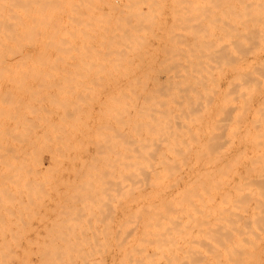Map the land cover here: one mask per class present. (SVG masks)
I'll use <instances>...</instances> for the list:
<instances>
[{"label": "rangeland", "instance_id": "obj_1", "mask_svg": "<svg viewBox=\"0 0 264 264\" xmlns=\"http://www.w3.org/2000/svg\"><path fill=\"white\" fill-rule=\"evenodd\" d=\"M3 1H5V0H3ZM6 1H11V0H6ZM20 1H24V0H20ZM28 1H30V0H28ZM44 1L46 2L45 4L39 3L40 7L41 6H43V7H45V6L51 7L52 6L53 7L55 5V3H57V4L59 3V0H58V2H57V0H53V1L48 0V2L46 0H44ZM50 1L54 5L51 4ZM54 1H56V2H54ZM73 1H75V0H73ZM73 1L71 0V3L69 4L67 2V0H63V3L61 0L60 4H63L64 6H66V8L67 7L78 8L79 5H81L79 7L80 9L81 8L83 9V7H84V4L81 3L82 1L87 2L89 5L91 3L90 8H92V6L95 4V6H93V7H95V9H98V7L103 6L102 3L105 6V7L103 6V9H107L106 6H108V5L106 3L108 1H109L108 2L109 6L113 5V2H116V1H117L116 3L118 4V0H114V1L112 0L113 2H111V0H105L106 1L105 3H104V0H94V2L99 1L100 3L98 2V4H100V5L94 3L93 0H90V1H92L94 4L92 2H90L89 0H76L77 3H79L78 5H77V3H74ZM261 2H263V1H261ZM0 3H3V2L0 0ZM47 3H50L49 6H47L48 5ZM65 4H69L70 6H67ZM32 5L33 4H29L28 6H32ZM63 5H60V7H58V8L64 7ZM0 6H14V5H12V4H10V5L0 4ZM25 6H27V5H25ZM34 6L36 7L35 4H34ZM114 6H116V5H114ZM86 7L88 8V5ZM164 17L165 18L168 17V20H170V17L168 15H165ZM169 24H171V22H169ZM256 24H259V23L257 21L255 23L252 21H249L247 23V25L238 24L237 27L240 29L239 31L243 36H241L239 38V40H238L239 43L237 42L236 44H232L228 49L224 48L226 46V43L219 44V47L221 46V47H223L221 49L225 50L223 60L217 63V64H219L218 65V73L219 74L217 75L218 85H216L215 82L213 84L214 87H216V88L218 87L219 91L217 92V91L209 90V93H208L207 98H206V99L210 100L209 109L206 110L204 108L205 98H203L201 101L202 104L196 105L194 107L193 106L190 107L189 111L187 113H185L184 119L186 122L185 124L187 126L182 127L180 125V123L178 122L180 120V118L176 117V121L178 122L177 127L179 128V131H181L182 129H185V131H187V130L191 131V133L189 135H187L185 138H183V142L178 145L179 149L183 148V151H185V153H187L189 155V157L187 159V162H189V163H186L184 165L185 169H188L190 166H192L193 161L195 160L196 154L203 149V147L206 145V143L215 139V141H218V143L220 145H222L219 148V150L223 151V154H225V153L227 154L226 155L227 157L226 156L221 157L222 160L220 162H222V163L220 164V166L223 165L224 169H226L227 171L228 170L230 171L229 176L233 175V174H235V175L229 177V179L231 178V182L229 179H228V181L224 180V182L220 181L221 184L219 183V181L218 182L216 181L213 183H209V184H211V186L209 185V187H208V185H207V187H208V189L209 188L211 189L210 190L211 192H214L213 189L217 190L219 188L218 189L219 191H220V189H222L224 191L226 188L227 190H231L230 191L231 193L227 190L224 191L225 192L224 193V192H221L222 191L221 190L220 191L221 193L218 192L220 195L217 193V200L216 199L213 200V199H211L213 196L209 198V196H210L209 193H211V192L208 189H205L206 192H204L202 194L203 198L197 197V196H199V197L202 196L200 194L197 195V192L202 193L204 191V188H206V183L205 184L203 183L205 187L203 185H200V186L204 187L202 189V187H198V185H195L196 187L191 185V182L189 180H188L189 183H188V181L186 183L182 182L183 188H185V186L190 184L189 187L187 186L189 188L188 190H187V188L186 189H182V187L180 188L183 190V192H182V190H180L178 192L176 189V188L180 187V185L182 186L181 182H178L177 184L176 183L170 184L171 186L174 184L173 188L171 187L172 190H170L171 188H168L169 187L168 184L165 185V187L163 186L164 190L168 188L167 191L169 193H167V191L165 190L166 191L165 194L167 193L168 198H170V199L174 198L173 200H176L175 198H177L176 203H175V201L173 202V200H171V202H169V203H172V202L174 203V204L170 205V208L172 206L175 207L176 205H178V203H179V205L182 204L181 207L188 205L187 207L185 206L184 209L185 208H187V209L192 208L193 206H195V205H193L194 203L197 204L196 200L194 201V198L195 199L198 198L199 200H197V201L199 202L201 200V203H198L197 205H200V204L202 205L203 203H205V205L203 204L205 208H203V206H200L202 208V210L204 209V211H200L199 209H201V208L199 206H198L199 208H197V206H195V208H197L196 210H198L197 212L195 210L196 216H197V213L199 214V211L201 213H203V214H199V215L203 216L207 207H208L206 210L207 212L209 211V213H210V210H212L215 213L216 209H219V208H216L215 206L218 204L220 205V204L224 203L223 204L224 206L221 205L223 207V208L221 207L223 212L221 210V211H218L217 214L219 213L218 214V216H219L220 212H221V213H223L221 215L222 216L225 215L224 217H226L228 215V214L226 215V213H229V215L227 216L228 218L226 217L227 218L226 219V218H223L222 216H221V218H219L217 216L214 217V214H213V217H212L214 219L213 226L218 223L217 226H214V227L211 225V223H209V221L212 222L213 219L210 218V220H207L209 225H211V227H209V228L211 230L214 229V231H215L214 233L212 232L213 234H211V235H208V233H207V238H209V239L212 238L211 240L213 242L215 241L214 244L210 245L212 243L211 240H209V243L211 242L209 244L208 241L204 240L205 237H203V239H201L203 236L202 234H204V236H205L206 235L205 233L208 232V230L210 231L209 234L211 233V230L209 228L206 227V229H208L206 231V229H202V227H201L203 225L208 226V224L206 222V215L203 216L205 218V220H203L204 219L203 217L201 218L200 216H198L201 218V220H200V218H198V217H197L198 219L194 218V216H195L193 214L194 212L192 213V211H190L194 207L192 209H189L190 213H192L194 216L191 215L189 213V211H187V209H185L187 211V213H186L187 216L191 215L190 216L191 219L193 216V219L195 221L197 219L198 221H196V223H197L196 224L193 219H192V221L189 219L190 222H188V226H187V223H186L187 221H185V218H186V220H188V217L185 214H182V215L179 214V217H178L179 223H183L185 221V223H186L185 230H188L187 227H189V231L188 232L186 231L187 232L186 233L184 230L185 234H183L182 232L184 229V225H182L183 226L182 227L183 229H182L181 225L179 224L180 225L179 228L182 229V232L180 230V233H182L184 236H187V234L190 233V235H192L191 237H193L194 234L195 235L197 234L196 236H198V233H199L200 236H198V237L194 236V237H196V240L194 238L191 239L188 235V238H189L188 240H190V239L193 240V243L195 245H193L191 240L189 241L190 243L186 242V241H188V240H186V237H183L182 239L181 238L178 239L177 238L178 236H176L177 239L176 238L174 239V236H173V238H171L172 240L170 241L171 243H173V245L170 244V247L173 246V247H171V250L173 248H175L174 247L175 242H176V240H179L180 242L178 241V244H180V245L178 246L176 244V246H178L180 248V249H178V247H177L178 251H176L175 249H173L172 251L171 250L170 251H163V250L145 251L147 253H157V254L150 255V256H142V257L136 256L135 258L134 257L125 258V257H121L119 255L116 256V254H119V253L121 255V252H120L121 248H122L121 246H123L122 244H123V241L125 240L124 237L126 236V234L128 232H130V229L133 230V229L139 227L141 217L139 218L138 216L141 215L143 217V216L147 215L146 214L147 211H145V213H144V210L147 208L146 207L143 208L144 207L143 202L145 200L142 199V201H141V199L139 200V199L133 197V196L137 197L139 195V193H138L139 190H136V189L138 188L139 185L141 186V183H145L144 181L147 182V180H145L146 178L144 176H142V179L144 177L143 182H142L141 178H140V180H136L137 183H135L136 181H134V183H135L134 185H137V186H136V188L130 187V190L132 188L133 189L135 188V189L134 190L132 189V191L128 192V193L126 192V190H123V187L120 186L121 180H119V178L122 179V177L119 175L118 171H120V170H118V168H120V167H117V166H119V165H117V163H118V158H121V157H118V155L119 156H121V155L117 154V156H116V153H119V151L122 150V146H123L122 144H123V141L125 138V134H124L125 131L123 132V129H125L126 126L124 124H123L124 128L121 126L122 125L121 123H124L123 118H119L121 115L119 114V111L115 110V109L119 108L117 103H118L119 99L121 98V97L117 96V94L120 92H118V93L116 92L117 90L121 91V87H122L121 85H123V83H122L123 80H121V81L119 80L120 83L117 80V78L120 79L121 75H118L120 77H118L117 75H113L115 73L117 74V72H112L113 74L111 75V73H109L110 72L109 70L108 71L105 70L104 73H106L107 76L105 74V75H102L103 77H101V75H100V74H102V72H100L101 70H92V71H95L93 73H91L92 71H90V70H89L90 73H87L88 70H85L84 71L85 73L81 70L82 71V73H81V71H79L77 69L80 73H75V72H77V70H75V69L72 70L73 68L67 69L69 71L72 70L73 73H71V71H70V73H67V72L65 73V72H62L64 70H62V71L59 70L58 71L59 74H57L56 73L57 70L53 69L56 74L54 72H52L53 74H50L51 70H48L50 68H48V69L47 68L46 69L40 68L43 70L45 69L47 72H50V73L48 74L46 71L44 72V71L38 70V69L37 70L35 69L36 70L35 74H33L34 69H31L32 73L30 70L25 71L27 74H25L24 71H21V73H15V72L13 73L12 71L10 72V70H12V69H10L9 71L8 70H6V72L4 71V73H5L4 74L3 70L0 69V79H1L0 80V98H1L0 104H2V105H0V111H1V109L3 110L0 112V120H1L0 121V124H1L0 125V142H1L0 143L1 144L0 145V179H2V180H0V183H1V185H0V210H1L0 211V217L2 218V219L0 218L1 219L0 222L2 220L6 221V222L2 221L0 223V229H1V226H3L1 229L2 232L0 230V234L2 233V235H3V236L0 235V237L2 236L0 238V242L2 240L3 241L5 240V242H6V240H7V242L11 243L10 244V243L6 242L4 244V242H1L0 244L3 243L2 244L3 247L0 245V247H1L0 251H3L6 248L5 251L3 252V253H6L8 251V249L10 248L9 250H10V254H11L12 253L11 247L13 248V250L16 249L15 250L16 252H18V250H19V253H17L19 260L17 259V256H16L17 254H15L14 251H13V254L15 255V257H10V260H9V256H12L13 254L6 255L8 252L6 254L2 253V255H6V257L2 256V258L8 259V260H4L5 263L19 264V263H21L22 256L24 255L23 259L24 258H25V260H26V258L28 259L27 264H42V263H40V261L43 260L46 256H49L51 251H53V250L56 251L57 247L59 248L60 246H62V247H60L61 250L64 249L67 251L68 248L70 249L72 247V243H73V247L71 249L72 250L74 248L76 249V246H77L76 250H78V252H79V253L76 252L77 254H80L81 252L84 253V251L86 252L87 251L86 249L88 247V251H90V253H91V250L93 248L92 252L93 251L94 252H93V254L91 253L90 255H92V256L95 255V256H93V258H92V256H91V258H89L90 255L87 254L88 252L84 253L83 254L84 256H85V254L88 256V258L86 260H84L86 257L81 256V254H82L81 253L79 256L82 259L79 260L80 257L77 254H75V250H73L74 253L71 250V252L73 254V262H72V256L71 255L67 256L68 255L67 253H71V252H69L70 250H68V252L65 253V256L67 257V259H66L64 254H63L64 250L62 253V251L60 249H58L59 251H57V252L61 251L63 256L61 255V253L60 254L57 253V255H56L57 258L55 257L57 259V261H55V264H59L58 263L59 259H60L59 262H62V264H65L64 263L65 261L63 258H65L67 263H69L71 261L72 264H75V262L77 264V261H78V264H80V262H82V260H83V262H82L83 264H90L92 262H93V264H171V260L172 261L175 260L176 264L178 263V261H179L178 264H197V263H199V264H239L241 261H242L241 264H245L247 261L249 262V264H261V263L264 264L262 262V257L264 256V247H263L264 244L263 245L261 244V242L264 243V238H263L264 236L261 238V235H260L261 233H264V229H263L264 227H262V225H260V223H257V226L260 225L261 226L260 228L263 229V230L260 229L263 232H261L258 227H257L258 228L257 230L254 229L256 231V233L258 231H260V234H259L260 236H257L258 234L254 233L255 231H251L252 227H251V229L249 228L250 226L254 225L255 222L252 221L253 224L250 222V225L248 223L249 221H251L250 219H252L253 217L255 218V216L260 214V212L262 210L260 211L259 207L263 206V208H264V200L262 199L263 198L262 194H264V191H263L264 190V181H260V182L255 181L254 183L250 182L251 187L248 183H246V181H245L246 179H242L239 182V179H241L242 176L246 175L245 172H247V168L252 167V166L264 167V164L262 163L264 161V158H262V154L260 156V153L255 152L257 155H254L255 153L252 150H250L251 145H250V142L248 140V136L246 135V134H249V133H246V129H248L249 132L251 133V134H249V136H253L255 138L257 136L259 127L261 126V124L264 123V104L261 103L263 101L260 100L261 98L264 97V35H260V37L258 36L259 32H258V27ZM261 27H263V26H261ZM250 29L254 30V33H248L247 30L249 31ZM157 41L158 40L154 38V40L152 39L151 42L152 43L154 42V44H155V43H157ZM156 46H157V44H156ZM155 56H156V54H155ZM157 56H158V58L161 57L160 54ZM29 71L31 74L28 73ZM17 72H20V71L17 70ZM22 72H24V74H22ZM38 72H40V73H38ZM94 73H97V74H94ZM114 76H117L116 79ZM4 77H6V78H4ZM17 77H21L19 81H18ZM24 77L27 80L24 79L25 80L24 81L23 80ZM37 77L38 78L41 77V80H40V78L38 80ZM97 77H98V81L100 80L101 82L100 81L98 82L97 80H95V78H97ZM105 77H107L106 78L107 80L109 78H111V79L114 78L115 82L117 80L118 83H116V84H118V86L115 84L113 85V83H115L114 81H112L113 79L111 80V82H113V83L109 82L108 84H111V85L108 86V84H107L108 81H106V79L102 80V78H105ZM44 78H46V80ZM12 79H14V80L17 79V80L12 81ZM21 80H22V82H21ZM105 81H106L107 85L103 84V83H105ZM109 81H110V79H109ZM150 83H151V81L149 82V84ZM25 86L28 87L29 92L27 91L28 89ZM30 86H31V88H30ZM119 86H121V87H119ZM107 87H109V88H107ZM113 87H115V88L117 87V89L113 90ZM107 91H108L109 95H110V91H112L111 92L112 96L115 94L114 92H116V94L113 97L110 95V97H111L110 98ZM30 92L32 94H30ZM3 93H4V95H3ZM112 93H114V94H112ZM107 95H108V97H107ZM23 96H24V98H23ZM116 96L119 99H117ZM120 96H121V93H120ZM19 97H21L23 100ZM229 97H232L235 101V102L234 101L233 102L236 103V105H238L237 110H235L234 112H229L228 110H226V109H229V107L226 109L224 108L225 107L224 104H225L227 98H229ZM13 100H16L17 102L20 101L19 105L17 106L16 104H14L15 101L13 102ZM35 100H36V102L39 100L38 102H40L41 104L36 103ZM245 100L248 101L247 104H245V102H246ZM259 100H260V103H259ZM9 101H10V103H8ZM24 101L27 103H25ZM30 101L33 103H31ZM21 102H22V105H24V106L21 105ZM29 102L31 103V105ZM113 102L114 103L116 102L115 104L118 108L116 106H113V105H115V104H113ZM13 104H14V107L11 106ZM37 104H38V106H37ZM109 104L111 105V107H109L110 106ZM118 104H121V101H119ZM243 104H245V105H243ZM39 105H41V106H39ZM16 106L17 107L20 106V107L17 108ZM119 106L121 107V105H119ZM26 107H28V108H26ZM113 110L116 112H114ZM2 112H4V113H2ZM113 112L117 113L118 117L116 116L117 114H114ZM8 113H9V116H8ZM204 113H209V117L207 119H205L204 121H202L201 116H203ZM113 116H114V118H113ZM8 117H10L11 119ZM115 117H117L118 119H116ZM6 118H7V120H6ZM2 120H3V122H2ZM8 120H10V121H8ZM111 120H112L113 124L111 123ZM117 120H120L121 123ZM180 121H182L184 123L183 119H181ZM10 123H13V125ZM116 123H119L120 124L119 127L123 128V129H121V133H120V131H117V129L119 127H117ZM109 124H110V126H109ZM231 124H233V126L236 128V134H235L236 138H235L233 143H231L227 139V135H226L227 131L225 130L227 128V126H229ZM111 126H112V130H111ZM114 127L116 130L114 129ZM1 128H4V129H1ZM117 132L119 133V136H118ZM10 133H11V135H10ZM115 133L117 135H114ZM216 133H217V138H216ZM112 134H113V136H112ZM117 137L120 139L119 140L116 139ZM261 139H262L261 137L257 138L258 141ZM116 140L119 142H120V140H122V142H120L122 146L120 145V143H119V145H120L119 146ZM3 142L5 143V145L3 144ZM111 145H113V146H111ZM116 145H118L117 146L118 150L120 147L119 151L116 149V147H115ZM246 146L249 149L248 152L243 151V150H245L244 148ZM4 147H7V148L5 149ZM113 147H115V148H113ZM5 151L7 154L5 153ZM108 151H111L112 153L108 152ZM115 151H117V152H115ZM246 153H248V154H246ZM121 154H122V152H121ZM5 155H10L12 157L11 158L12 159L11 164L9 162L10 157L8 156V158H7V156L5 157ZM3 157L6 158V161H5V158H3ZM205 157H206L207 161H206V163H202V165H204V167H205V165L211 166L210 165L211 163H209V161L212 158H210L209 156H208L209 157L208 158L207 153L203 158L205 159ZM254 157H255V160L258 159L257 163L254 160ZM111 159H112V161H111ZM204 159H203V162L206 160V159L205 160ZM223 159H225V161ZM8 162L10 165L7 164ZM225 162H227V165ZM4 163H5V165H4ZM114 163H116V164H114ZM114 165H116V166L114 167ZM233 165H235V166H233ZM234 167L236 168V170ZM232 168H234V169H232ZM231 171L233 173H231ZM237 171H238V174L240 173V175H237V173H236ZM189 173H191V172H189ZM241 173H243V174H241ZM234 176H235V179L233 178ZM3 177L6 179H4ZM114 177L117 178V180L114 179ZM243 178H245V177H243ZM3 179L5 180V182ZM233 179H234V181H232ZM236 179L238 180V182H236L237 181ZM2 181L5 184H3ZM234 182L241 184L240 187L242 186V188H241L242 192L240 191V193L237 194V192H239L240 187L238 185H233L232 183H234ZM247 182H249V181H247ZM214 183H217V185L220 184V186L216 187V184H215V188H214V186H213ZM223 183H225V184H223ZM258 183L263 185V187L258 185ZM229 184L230 185L232 184L233 186L231 185V187H230ZM246 184L251 188V190L253 189L254 185H255V187L259 186L257 188L254 187L255 188V189H253L254 191L252 190L253 195H255V197L248 193L251 190H249L250 188L249 189L247 188L248 186ZM134 185L132 183V186H134ZM143 185L144 184H142V187L140 188V190H142V188H143V190L146 188L149 189V186L147 185V183H145V185H144L147 187L144 188ZM243 185L247 186L245 191H244L245 187ZM191 186L193 187L192 191H193V194L195 195L194 197H193L192 191H189L192 189V188L190 189ZM222 186L224 189L222 188ZM197 187H198V189L201 188L203 191L195 189ZM234 187L235 188L237 187L236 190L238 188L239 189L236 191ZM118 188H120V189H118ZM174 188H175V190H174ZM258 188H261V189L258 190ZM121 189L123 190V192ZM194 189L196 191L197 190L198 191L194 192ZM185 190H186V193L184 192ZM233 190H234V193H233ZM260 190H262V191L260 192ZM172 191L173 192L176 191L175 193H173L174 195L172 194ZM246 191H248V192L246 193ZM256 191H257L258 195L256 194ZM132 192H133V194H131ZM190 192L192 195L190 194ZM216 192L211 193V195L215 194ZM226 192H227V194H226ZM228 192L231 194V196ZM258 192L262 193V194L260 195ZM124 193H127V194H124ZM176 193H177V196L180 195V197H181V195H183L181 197V198H183V199H181V202L178 201L180 199V198H178L179 196L178 197L175 196ZM223 193L225 194V196H223ZM232 193H233V196H232ZM243 193L244 194L246 193L247 196L244 198L238 199V198H240V195ZM134 194H136V195H134ZM168 194H169V196H168ZM171 194H172V196H171ZM188 194L190 196H192V197H189L190 199L192 198V201L188 197L185 198L186 196H188ZM221 194H222L223 198H222ZM228 194H229V197L227 196ZM234 194H236L235 195L236 197H234ZM127 195L131 197V198L128 197V198H130L129 200L134 198V200H138V201H134L132 199L133 201L128 202ZM204 195L206 198L208 196L209 201H207V199H206V201H204L205 200ZM249 195L251 197H249ZM219 197L221 198L220 199L221 201L219 200ZM230 197H231L232 201L234 200V198L236 201H239V203H238L234 200L235 204H237L238 207L237 206H233V207H235V209L237 211H239V210L243 211L242 209H244V211L242 213H241V211L239 212L240 214L237 213L236 210L233 211L234 208L232 207V205L234 204V202L231 203V200L229 199ZM232 197H234V198L232 199ZM241 197H243V196L241 195ZM213 198H216V195ZM258 198H259V200H258ZM170 199H169V201H170ZM185 199H187L186 200V202H188L187 204L186 203L184 204ZM227 199L230 201V202L228 201L230 203V208L224 209V207H229V203L226 202ZM4 200H6L7 203ZM212 200H213V203H215V205L214 204L210 205L211 206L210 207L209 203L211 202V204H212ZM215 200L217 201V204H216ZM218 200L222 203H220ZM243 200H245V201H243ZM252 200H254V201H252ZM262 200H263V203H262ZM2 201L6 204H2L3 203ZM8 201H10V202H8ZM122 201L128 205H126ZM193 201H194V203H193ZM202 201H204V202H202ZM259 201H261L260 203L263 205L261 206L260 204H258L259 205L257 207L259 209L258 213L256 212L257 208H255V209L252 208V210L247 209L250 207L249 203H250V205L255 206L257 204L256 202L259 203ZM137 202L141 203L142 207L139 208ZM129 203L135 204V205H133V206H135V208L132 205H130ZM240 203L241 204H243V203L247 204L248 203V205L247 206L243 205L244 207L242 206L243 207L242 208V207H240L241 206ZM183 204H184V206H183ZM2 205H4L5 208H3ZM191 205H192V207H191ZM206 205H207V207H206ZM125 206H126V209L124 208ZM128 206L130 208L129 211H131V210H133L134 212L137 211L136 212L137 214L141 211L140 209H144V210H142V212H140L141 214L139 213L138 216H136L137 215L136 213L133 214L132 211H131L132 213L128 212V209H127ZM130 206H132L133 209H131L132 207H130ZM136 206L139 208V212L136 209L137 208ZM145 206H146V204H145ZM231 207L233 208L232 210H230ZM178 208H180V207L171 208L170 209L171 214L174 213V215L178 216V213H177L179 210ZM214 208H216V209H214ZM263 208H261V209H263ZM123 209H124V211H123ZM208 209H210V210H208ZM227 209L230 212H228ZM175 210H176V212H175ZM180 210H179L180 213H185V211L182 212L183 211L182 208ZM245 210H247V211H245ZM254 210L257 213V215L254 212ZM232 211L237 214V217H239V215L241 216V218H238L241 220L240 221L241 223L246 221L249 226L245 225V222L242 223L241 225L239 223H237V222H239V220H236L237 217L234 216L236 214L233 213V215H231ZM248 211H249V213L251 211L253 213H255V216H253L251 218V216H252L251 215L252 212H251V214H249L250 215V217H249ZM245 212H247V213H245ZM209 213H207L208 214L207 219H209L210 214L212 212L210 214ZM262 213H263V211H262ZM126 214L128 216L130 215V217H132L131 221L127 220V219H129V217L127 218ZM242 214L244 216L246 214L247 215L245 216V218H243L244 216ZM133 215H135L136 218H133L134 217ZM174 215H172V216H174ZM180 215H181V217H180ZM183 215H185L184 218H183ZM261 215H264V214H260V216ZM123 216H125L126 218ZM172 216L170 215L171 218H174V217L177 218V216H174V217H172ZM211 216H212V214H211ZM231 216L232 217L234 216V218L235 217L236 218L233 219ZM260 216H259V218H258V216L256 217V218H258L256 222H258V221L262 222L263 221V223H264V219L261 220V218H263L264 216H261V217ZM171 218H170V221H173V222L175 221V223H177L176 221L178 219L175 220L176 219L175 218L173 220ZM180 218H182L183 222L180 220ZM215 218H217V220L219 218V220L216 221ZM256 218H255V220H256ZM10 219H12V220H10ZM61 219H65V220L61 221ZM125 219L128 221L127 224L129 226H130V222H132V221H134L132 223H135L137 226L135 224H132V223L131 224L133 226H130L132 228H129L127 224L125 226L120 225V224L126 223V221L123 222ZM221 219L224 221L223 222L224 224L227 222V221L225 222V220L231 219L233 221L230 222L228 220L229 225L231 223H233L234 225H237V226L239 225V226L238 227L235 226L236 228H234V231L232 228H230L232 231H229L228 230L229 227L225 228V226H229L227 223L225 225L223 223H221L222 221L219 223V221ZM75 220H78V221H75ZM138 220H139V224L137 222ZM234 220H236V221H234ZM173 222L172 223L170 222L171 225L173 224L172 225L173 230H171V231H175L174 230V224L175 223H173ZM191 222H192V224H191ZM201 222L204 224H201V226H199L200 224H198V223H201ZM235 222L237 224H235ZM7 223H9V224H7ZM61 223L67 225V226L64 225L67 228L66 231H63L65 228H59L60 230L57 228L58 226L64 227L63 225H61ZM68 223H69V225H68ZM110 223H111V225H110ZM185 223H183V224H185ZM193 223H195V225H194L195 228L197 225V228L199 226L200 229H202V230L198 231L197 228L195 229L194 227H192ZM1 224H3V225H1ZM22 224L24 227H21ZM205 224H207V225H205ZM220 224H223L224 227L221 228L222 226ZM233 224H231V225H233ZM86 225H87V227H86ZM107 225H108V227H107ZM242 225H245V227L247 226L250 230V231L248 230V232L249 233L252 232L254 234H252V236H251V233H250V236H249L248 232L246 231L247 229H245L244 226H242ZM9 226H11V227L9 228ZM49 226H50V228H49ZM78 226L80 227V229ZM82 226H83V228L84 227L85 228L83 229ZM88 226H89V228H88ZM134 226H135V228H133ZM218 226L221 229H218L219 228ZM240 226H242L241 227V230H242L241 235H243L242 237L244 239L246 238L248 240L247 243L245 242L246 240L244 241L242 239V237L241 238L239 237L240 235L238 232L241 231ZM255 226H256V224H255ZM70 227L75 228V229L70 231V230H68ZM122 227H125V228L127 227L129 229H125L126 231L123 229V232H122ZM232 227H234V226H232ZM11 228L12 229L14 228V229L12 230ZM175 228H177V227H175ZM190 228H193L194 230H192V229L191 230H192V232L194 231L195 233L193 232V234H192L190 232ZM203 228H205V227H203ZM242 228L245 229V231ZM115 229L119 232H116ZM224 229H225V232H223ZM23 230H25V231H23ZM3 231H4V233H3ZM50 231H51V234H50ZM57 231H59V233H56ZM176 231H177V229H176ZM176 231L171 232V234L173 235L175 233L176 235H179L178 233H176ZM202 231H204L205 233ZM219 231H220V233H219ZM227 231H229V232H227ZM243 231L247 233V234H245L246 236H244ZM17 232H18V234H17ZM47 232H48V234H47ZM60 232H62V233H60ZM63 232L65 235L63 234ZM81 232H82V234H81ZM108 232H110V234ZM233 232L235 235L234 238L235 237H236V239L238 238L237 239L238 243L244 242V243L248 244V242L251 239L253 240L255 237H257V239L261 238V241H260V239L257 240L256 238L254 240L259 242L261 245L258 244L257 242L255 243L253 241L254 242L253 243L252 241H250V243L255 248V250H254L253 248L249 247L250 245L245 246V245H242L244 243H242V244L240 243L239 245H242V247L245 246L244 248L240 247V248H242V250H240V248H238L239 245L237 247H235L238 243H236L235 245L231 244L232 241L230 240V237H231V239H233L234 243L236 240V239L234 240V238H233V234H232ZM235 232L237 233L238 237L236 236ZM12 233H13V235H12ZM84 233H85V235H84ZM222 233H224V235H225V233H227L226 236L228 235V233H229V235L232 234V235H230V237H228L229 235L227 236V238L229 240H228V242L227 241L226 242L230 243V244L226 245L227 247L233 246V247H235V249L238 248L242 252L240 253V251L235 250L233 247L232 248L235 250V252H233L232 248L230 250H232L233 253L229 252V251H225L227 249V247L225 246L226 249H224L222 247H224V245L227 244L224 241V240H226V236H224ZM19 234H21V235L18 236ZM40 234H42V235H40ZM182 234H181V237H182ZM255 234H256V236H255ZM14 235L16 237H14ZM71 235H73V236H71ZM89 235H91V236H89ZM97 235H98V237H96ZM109 235H111V236H109ZM119 235H121L120 238L118 237ZM217 235H218V237H215ZM247 235L249 236V239L247 238ZM262 235H264V234H262ZM42 236H44V237H42ZM56 236L59 237L57 240H56ZM68 236H69V241L67 238ZM80 236H82V238ZM209 236H211V238ZM219 236H222V237L220 238ZM109 237H110V239H109ZM116 237H117V240L118 239L119 240L124 239V240L118 242L115 239ZM199 237H200V239L197 240V238H199ZM251 237H253V238H251ZM11 238H13V239H11ZM36 238H38V240H35ZM47 238L50 239L49 242H47L48 241ZM53 238H55V239L53 240ZM63 238H65L66 240ZM101 238L104 240H102ZM207 238H205V239L207 240ZM223 238H224V240H223ZM239 238L242 240L239 241L240 240ZM30 239H32V240H30ZM75 239H77L78 243H77V241H75ZM81 239H83L86 242L82 241ZM220 239H222V240L220 241ZM16 240L19 244L17 242H15ZM87 240H89V243ZM216 240H218L219 242H217ZM50 241H51V243H50ZM67 241L68 242L73 241V242L68 243ZM172 241H174V242H172ZM196 241H199V242L196 243ZM203 241L207 244V246ZM222 241H223L224 245L221 243ZM42 242L43 243L45 242L44 243L45 248H44ZM53 242H56V244ZM102 242H104V243H102ZM116 242H118L119 244ZM181 242H182V245L186 244L184 246L189 248V249H186V250H188L187 252L185 251V249L184 250L182 249L185 247L181 245ZM29 243H31V244H29ZM79 243H81V244H79ZM200 243H202L203 245H201ZM216 243L217 244L220 243L221 245L220 244L216 245L217 247L220 246V247H218V249L215 248L216 246H214V249H216V250L212 249L213 250L212 251L210 249V246L213 248V245H215ZM7 244H9L10 247L7 246ZM36 244H37V246H36ZM51 244L54 247H52ZM98 244H99V246H98ZM189 244L190 245L192 244V246H194V247H196L197 244L200 245L201 246L200 250L203 247L202 249L205 250V251L202 250V252H204L203 255H202V252L200 253L198 251V254L199 255L201 254L198 257L196 255L197 250H195L196 251L195 252L194 249H191L192 247ZM256 244H258L261 247V249ZM5 245H6V247H5ZM82 245H84V246H82ZM96 245H97V247H96ZM18 246H19V248L17 249ZM22 246L24 247V252L26 254L28 252V254H27L28 257H26V254L22 251V249H23ZM80 246H82L85 250L83 248H81ZM47 247H49V248H47ZM50 247H52L53 249ZM55 247H56V249H54ZM95 247L97 248V250ZM247 247L251 248L252 251L249 248L248 249L251 252L249 250H247ZM2 248H4V249H2ZM40 248L42 250H39ZM46 248L48 250H51V251H48ZM98 248L100 249V251ZM117 248L118 249L120 248L119 249L120 251H118ZM220 248L222 249V251L221 250L219 251ZM25 249H28L30 251H28V250L25 251ZM81 249H82V251H81ZM102 249L104 251L103 253H102ZM115 249H117V250H115ZM196 249H199V246L196 247ZM223 249L225 252L223 251ZM243 249H245V251H243ZM258 249H260V250H258ZM32 250L33 251L35 250V251L31 252ZM246 250L249 251L250 253H253V251H254V253L249 254V252H247ZM257 250L259 252L263 251V252H261L262 255ZM40 251L41 252L44 251L43 255H45V257L42 254L38 253ZM45 251H48V252L46 253ZM183 251H185V253H187V254H184L186 256L183 255ZM191 251L193 252L192 255H191ZM210 251H211V253H210ZM123 252H125V251H123ZM208 252L210 253V255ZM213 252H215V253H213ZM245 252H247V253H245ZM21 253H23V255ZM95 253H97V254H95ZM113 253H114V255H113ZM173 253H176V254L181 253V254H177V255L180 258L182 255L183 261L179 260L178 256L175 257L176 254L174 255ZM217 253H218V255H217ZM223 253H228L229 257L226 256L227 254L223 255ZM231 253L236 254L235 255L236 257L234 255L232 256L233 258L230 257ZM52 254H50V256H52ZM204 254H207L209 256L207 257V255H204ZM212 254L215 256H213ZM219 254H221V255H219ZM244 254H248V255H245V256H247L246 258L248 260L245 258L247 261L244 260V257H245V256L243 257ZM19 255H22V256L19 257ZM59 255L61 258L63 257L62 258L63 260L61 258H59ZM74 255L77 256L75 259H74ZM187 255L189 257H187ZM193 255H195V257ZM54 256H55V254H53L52 257H54ZM40 257H42V258H40ZM68 257H71V260L69 258L70 261L68 260ZM234 257H235V259H234ZM242 257H243V259H241ZM256 257H257V259H256ZM0 258H1V256H0ZM114 258H116V259H114ZM229 258H230V260H229ZM250 258L252 259V261ZM47 259H48V257L45 258V260L41 261V262H43V264H44V263H46L45 261H47ZM90 259H92V260H90ZM198 259H199V261H198ZM263 259H264V257H263ZM53 260H55V259H53ZM74 260H76V261H74ZM95 260H96V262H95ZM243 260L245 263H243ZM84 261H85V263H84ZM97 261H99V262H97ZM259 261H260V263H259ZM15 262H17V263H15ZM23 262H24V260H22V263ZM24 263L26 264V262H24ZM46 264H48V263H46Z\"/></svg>", "mask_w": 264, "mask_h": 264}, {"label": "bare ground", "instance_id": "obj_2", "mask_svg": "<svg viewBox=\"0 0 264 264\" xmlns=\"http://www.w3.org/2000/svg\"><path fill=\"white\" fill-rule=\"evenodd\" d=\"M1 1L3 3H0V4H4V5L12 4V5H14V6H0V69L3 70V73H4V71L6 72V70L9 71L10 69H12V70H10V72L12 71L13 73L14 72L15 73H21V71L25 72V71H28V70L31 71V69H34L33 74H35L37 69L38 70H42V71L45 72L46 68L47 69L50 68L48 70H51L50 71L51 73L46 71L48 74L49 73L53 74L52 73V72H54L53 69L57 70L56 71L57 74H59V72H58L59 70H61V71L64 70L62 72H65V73L66 72L70 73V71H71V73H73L72 70H74V69L75 70L78 69L79 71L82 70L83 72L85 70H88L87 73H90L89 70L90 71H92V70H101L100 72H102V74H100V75H101V77H103L102 75L106 74V73H104V71L105 70L106 71L109 70L110 71L109 73H111V75L113 74L112 72H117V74L115 73L113 75H117V76L121 75V77H122L121 78L120 76H118V77H120V79L117 78L119 83H120L121 80H123V82H122L123 85H121L122 87L119 86V87H121V91L120 90L116 91L117 93L118 92L121 93V96H120V93H118L119 95L117 94V96L121 97L120 98L121 100L119 98H117V96H116V98L119 99V101H121V104H118L119 101L117 103V105H118V107L120 109L116 106V104H115L116 102L115 103L113 102V104H115L113 106H116L118 108V109H115V110H118L119 114L122 116V117L120 116L119 118H123L124 123H121L120 120H117V121H119L122 124L121 125L122 127H123V124L126 126V128H125L126 130H125V129H123L124 127L123 128L119 127V125H120L119 123H116L117 127L120 128V129L118 128L117 131H120V133H121V129H123V132L125 131L124 132L125 138H124V141H123V144H122L123 146L120 143V142H122V140H120V142L116 140L118 145L120 143V145L122 146V150H120V147H119V150H120L119 151L117 149L118 145L115 146L116 149L119 151V153H116V156H117V154L121 155V156L118 155V157H121V158L117 157L118 158V163H119V164L117 163V165H119L117 167L121 168V169L118 168V170H120L118 172H119V175L122 177V179L119 178V180H121L120 186L123 187V190H126L127 193L131 192L133 188L130 190V187H135L136 188L137 185H134L135 183H137L136 180H140V178L142 179V176H144L146 178L145 180H147V182L146 181H144V182L147 183V185L149 186L150 190L147 189V188L144 189V190L142 188V190H140V188L142 187V184L145 185V183H141V186L138 184L140 186V187L138 186L139 189L138 188L136 189V190H139V192L137 191L139 193V195L136 192L135 193L138 195L137 197L132 195L134 198H137L139 200L141 199V201H142V199L145 200L143 202L144 203V205H143L144 207L143 208L146 207L147 209H145V210L144 209H140L141 210L140 212H142V210H144V213H145V211H147V213H146L147 215H145L143 217L141 215L138 216V214L140 213L139 212V208L142 207L141 206L142 204L137 202L139 208L136 206L137 207L136 209L138 210L139 213L137 214L136 213L137 211H135V212L133 210H131V211L133 212V214L136 213L137 214L136 216H138L139 218L141 217L140 218V225L137 228H135V226H134L133 228H135V229H133V230L130 229V232H128L126 234V236L124 237L125 240L122 238L123 237L122 236L121 238L124 241L121 240V239L117 240V237L115 238L118 242L119 241H123V244H122L123 246H121L122 247L121 251L119 250L120 248L119 249L117 248L118 251L121 252V255L118 252L119 254H116V256L119 255V256L125 257V258H130V257H134L135 258L136 256L142 257V256H150V255L157 254V253H147V252H145V251H148V250L170 251L171 247H173V246L170 247V244L173 245V243L170 242L172 240L171 238H173V236H174V239L176 238V236H178L177 237L178 239H180V238L182 239L183 237H186V240H188L189 239L188 235H189V237L191 239L194 238L196 240V237L200 236L199 233H198V236H196L197 234L196 235L194 234V236H196V237H194V236L191 237L192 235H190V233H188L187 236H184L183 234H185L186 231L187 232L189 231V227H187L188 230H185V227H186L185 225L187 223V226H188V222H190L189 219L192 221L193 216L194 215L196 216V212L198 211L196 209L199 208L200 206H203V208H205L204 207L205 203H203L204 205L203 204L202 205L201 204L197 205L198 203H201V200L199 202L197 201V200H199L198 198H201V197L203 198L202 194L204 192H206L205 189H208L209 185L211 186V184H209V183H213V182H216V181L217 182L219 181V183H220V181L224 182V180L228 181L229 177H231V176H233L235 174L229 176V172L230 171L229 170L227 171L226 169H224L223 165L220 166V164L222 163V162H220L222 160L221 157H224L227 154L226 153L223 154V151L219 150V148L222 145H220L218 143V141H215V139L212 140V141L207 142L206 145L203 147V149L196 154V157H195V160L193 161L192 166H190L188 169H185L184 165L186 163H189V162H187V159H188L189 155L187 153H185V151H183V148L179 149L178 145L183 142V138H185L187 135H189L191 133V131H188V130L185 131V129H182L181 131H179V128L177 127V123L179 122L182 127L187 126L185 124L186 122H185V119H184L185 113H187L189 111L190 107H192V106L194 107L196 105L202 104L201 101H202L203 98H205L204 108L206 110L209 109L210 100L206 99L207 95L209 93V90H213V91H217V92L219 91L218 87L216 88V87L213 86L214 82L216 83V85H218L217 75L219 74L218 73V65L219 64H217V63L223 60L224 51H225L224 49H221L223 47H221V46L219 47V44L226 43V46L224 48L228 49L232 44H236L238 42L239 38L241 36H243L240 33V31H239L240 29L237 27L238 24L247 25V23L249 21H252L254 23L257 21L259 23V24H256L257 27H258V32H259L258 36L260 37V35H264V0H118V4L116 3L117 1L113 2L114 0L113 1L111 0V2H113V5H111L112 4L111 3L110 4L111 6H109V4H108L109 1H108L106 3L108 5V6H106L107 9H103V6H104L103 3H102L103 6H100V7H98V9H95V7H93V6H95L94 3L98 4L99 1L98 2H94V0H93L94 3L89 0L90 2H92L94 4L92 6V8H90L91 3L89 5L85 1L81 2L82 4H84V7L86 9L83 6H82L83 9L82 8L80 9L79 7L81 5H79V7L77 6L78 8H75V7H71V8L67 7L66 8V6H64L63 4H60L61 0H59L58 4L55 3V5L53 3H51V1H50V3L54 5L53 7L52 6L51 7H46V6L45 7H43V6L40 7L39 3H44V4L46 3L44 0H30V1H28V0H24V1H20V0L6 1L5 0L6 2L3 1V0H1ZM46 1L48 2V0H46ZM69 1L67 0V2L70 4L71 0H69ZM75 1H73V2L77 3V1L76 2ZM261 1H263V2H261ZM54 2H56V1H54ZM57 2H58V0H57ZM105 2L106 1L104 0V3ZM50 3H47L48 4L47 6H49ZM62 3H63V0H62ZM29 4H33V5L32 6H28ZM34 4L36 5V7L34 6ZM59 4L63 5L64 7L58 8V7H60ZM69 4H65V5L70 6ZM78 4L79 3H77V5ZM25 5H27L28 7L25 6ZM85 5L86 6L88 5V8ZM98 5H100V4H98ZM114 5H116V6H114ZM165 15H168L170 17V20H168V17L165 18L164 17ZM169 22H171V24H169ZM261 26H263V27H261ZM247 32L248 33H254V30L250 29L249 31L247 30ZM154 38L158 40L157 43H155V44H154V42L153 43L151 42L152 39L154 40ZM156 44H157V46H156ZM155 54H156V56H155ZM159 54L161 56L160 58H158V56H157ZM40 68H45V69L43 70V69H40ZM67 69H72V70L69 71ZM17 70L20 71V72H17ZM78 70H77V72H75V71L74 72L75 73H80ZM30 71L28 73H30ZM82 71H81V73H82ZM24 72H22V74H24ZM93 72H95V71H92L91 73H93ZM31 73H32V71H31ZM38 73H40V72H38ZM25 74H27V73L25 72ZM94 74H97V73H94ZM106 76H107V74H106ZM117 76H114L115 79H116ZM4 78H6V77H4ZM20 78L21 77H17L18 81L20 80ZM39 78L41 80V77H39ZM39 78H38V80H39ZM106 78L107 77L102 78V80L106 79ZM17 79H15V80L12 79V81H16ZM24 79H26V78L24 77L23 80ZM44 79L46 80V78H44ZM109 79H110V81H109ZM109 79L108 80L106 79V81H108L107 84L109 82L113 83V82H111L112 79H113L112 81L115 82L114 78H112V79L109 78ZM95 80L98 81V77L95 78ZM117 80H116L115 83H113V85L115 84V85L118 86V84H116V83H118ZM106 81L103 84L107 85ZM150 81H151L152 84L151 83L149 84ZM21 82H22V80H21ZM110 85L111 84H108V86H110ZM26 88L28 89V87H26ZM30 88H31V86H30ZM107 88H109V87H107ZM114 89H117V87L116 88L113 87V90ZM27 91L29 92V89ZM111 92L112 91H110V95H111ZM116 92H114V93L116 94ZM107 93H108V91H107ZM114 93H112V94H114ZM30 94H32V93L30 92ZM3 95H4V93H3ZM108 95H109V93H108ZM108 95H107V97H108ZM110 95H109V97H110ZM19 98H21V97H19ZM23 98H24V96H23ZM16 100H13V102L15 101L14 104H16L18 106L20 101L17 102ZM260 100H262L263 102H261V103L264 104V97L261 98ZM260 100H259V103H260ZM38 101L36 102V100H35L36 103H40ZM233 101H234V99L232 97H229V98H227V100H226V102L224 104V106H225L224 108L225 109L229 107V109H226L229 112H234L238 108V105H236V103H234L235 101L234 102ZM247 102L248 101H246L245 104H247ZM8 103H10V101ZM25 103H27V102H25ZM31 103H33V102H31ZM31 103H30V105H31ZM14 104L11 105V106L14 107ZM245 104H243V105H245ZM0 105H2V104H0ZM21 105H22V102H21ZM119 105H121V107ZM22 106H24V105H22ZM37 106H38V104H37ZM39 106H41V105H39ZM19 107H17V108H19ZM109 107H111V105ZM26 108H28V107H26ZM1 111H3V110L1 109ZM4 112H2V113H4ZM114 112H116V111H114ZM114 114H117V113H114ZM8 116H9V113H8ZM116 116L118 117V114ZM117 117H115V118L118 119ZM176 117L180 118V120L183 119L184 123L182 121H180V120L177 122L176 121ZM208 117H209V113H204L203 116H201V120L204 121ZM8 118H10V117H8ZM113 118H114V116H113ZM6 120H7V118H6ZM8 121H10V120H8ZM2 122H3V120H2ZM111 123H112V120H111ZM10 124L13 125V123H10ZM110 124H109V126H110ZM1 129H4V128H1ZM114 129H115V127H114ZM111 130H112V126H111ZM225 130L227 131V134H226L227 135V139L231 143H233L235 138H236L235 137L236 128L233 126V124H231V125L227 126V128ZM246 133L251 134L248 129H246ZM249 134H246V135L248 136V140H249L250 145H251L250 146V150H252L254 153L255 152L256 153H260V156L262 154V158H264V123L261 124V126L259 127L257 136L255 138L253 136H249ZM10 135H11V133H10ZM114 135H117V134L115 133ZM112 136H113V134H112ZM118 136H119V133H118ZM258 137H261L262 139L258 141L257 140ZM216 138H217V133H216ZM116 139L119 140L120 138L117 137ZM3 144L5 145L4 142H3ZM113 145H111V146H113ZM115 147H113V148H115ZM4 148L6 149L7 147H4ZM244 149H245V150H243L244 152H248V150H249L247 146ZM108 152H111V151H108ZM115 152H117V151H115ZM121 152H122V154H121ZM5 153H6V151H5ZM206 153H207V157L209 156L212 159L209 161V163H211L210 164L211 166L205 165V167L207 166L205 168L204 165H202V163H206V161H207L206 157H205L206 160L203 158L206 155ZM256 153L254 155H257ZM246 154H248V153H246ZM6 156H7V158H8V156L10 157V159H9L10 161L9 162L11 164L12 163V161H11L12 157L10 155H5V157ZM5 157H3V158H5ZM255 157H254V160H255ZM203 159L205 160L204 162H203ZM223 160L225 161V159H223ZM257 160L258 159L255 160L256 163H257ZM5 161H6V158H5ZM111 161H112V159H111ZM9 162L7 164H9ZM225 163L227 165V162H225ZM262 163L264 164V161ZM114 164H116V163H114ZM4 165H5V163H4ZM115 166L116 165H114V167ZM233 166H235V165H233ZM234 168H232V169H234ZM235 170H236V168H235ZM232 171H231V173H233ZM238 171L236 173H237V175H240V173L238 174ZM189 172H191V173H189ZM245 173H246V175L242 176L241 179H239V182L242 179H246L245 181H246V183H248L250 185V187H251L250 182L254 183L255 181L256 182L264 181V167L252 166V167L247 168V172H245ZM241 174H243V173H241ZM144 177H143V179H144ZM243 177H245V178H243ZM233 178L235 179V176ZM4 179H6V178H4ZM114 179L117 180V178H115V177H114ZM143 179H142V182H143ZM234 179L232 181H234ZM0 180H2V179H0ZM188 180L191 182V185H193V186L198 185V187H202L200 185L204 186V184L206 183V188H204L205 186L202 187V189L204 188V191L201 188H199V189H198V187L195 188V189H198L200 191L202 190L203 191L202 193H198L197 192L198 190L196 191L194 189V192H197V195L198 194L202 195L200 197L196 195L198 198L197 197H196L197 199L194 198V201L196 200L197 204H195L194 201H193L194 204L191 202L193 205L197 206V208H195V206H193L194 207L193 208L192 205H191V207L193 209L188 207L189 209H192L190 211H192V213L194 212L193 213L194 215L192 213H190L189 209L185 208V209H187V211H189V213L191 215H193L192 219L190 218L191 215H188V216L186 215L187 211L184 209L185 206L186 207L188 206V205L184 206L185 203L186 204L188 203V202H186L187 199H185V202L183 201L184 202V204H183L184 207H181L182 204L179 205V203H178L179 206L175 204L176 205L175 207L174 206L171 207V208L180 207V208H178L179 210L181 208H182V210L184 209L182 212L185 211V213H180L179 210H178V212H177L178 216H177V215H174V213L171 214V211H170V209H171L170 205L174 204L173 203L174 201L176 203L177 202L176 201L177 198H175L176 200H173L174 198L170 199V198L167 197V193H169L167 191L168 188H171V187L173 188V185L175 183L177 184L178 182H181V184H182V182L186 183ZM229 180L231 182V178ZM134 181H136V182L134 183ZM189 181H188V183H189ZM247 181H249V182H247ZM4 182H5V180H4ZM4 182L2 181L3 184H5ZM236 182H238V180ZM132 183H133L134 186H132ZM172 183H174V184L171 186L170 184H172ZM225 183H223V184H225ZM234 183H232V184L233 185H238L239 187L241 185V184H238V183H235V184ZM167 184L169 185V187L167 189H165L167 191V193L165 194L166 191L163 189V186L165 187V185H167ZM215 184H216V187H217V186H220L221 183L218 184V185H217V183H214V185H213L214 188H215ZM0 185H1V183H0ZM207 185H208V187H207ZM231 185H230V187H231ZM246 185H243L245 187V188L243 187L244 191L246 190V187L248 186V185L247 186ZM258 185L263 187V185H261L260 183H258ZM187 186L189 187L190 184L187 185ZM187 186H185V188H183V184H182V186L180 185V187H178L179 189L178 188H176V189H177L178 192L180 190L186 189V188L188 190L189 188ZM145 187H147V186H144V188ZM181 187H182V189H180ZM250 187L248 186L247 188L249 189ZM254 187H255V185H254ZM254 187H253V189H255V188L259 187V186H256L255 188ZM172 188L170 190H172ZM222 188H223V186H222ZM236 188H235V190H236ZM241 188H242V186L240 187V189L238 188L239 192H237V194L240 193V191L242 192ZM118 189H120V188H118ZM190 189L191 190H189V191H192L193 187L191 186ZM259 189H261V188H258V190ZM123 190H122V192H123ZM174 190H175V188H174ZM208 190L210 191L211 189L209 188ZM217 190L213 189L214 192H216ZM221 190L222 189H220V191ZM226 190L227 189L225 188L224 191H226ZM249 190H251V188ZM252 190L250 192L246 191V193L248 192L250 195L255 197V195H253V191L254 190L253 191ZM262 190H260V192ZM173 191H172V194L176 192V191L175 192H173ZM220 191L218 190L215 194H212V195H211V193H214V192L210 191L211 193H209V195H210L209 198L212 197V196L214 197L216 195V198L212 197L211 199H213V200L216 199L217 200V193L220 192ZM224 191L222 190L221 192H224ZM227 191L230 192L231 190H227ZM133 192L131 194H133ZM182 192H183V190H182ZM184 192L186 193V190ZM127 193H124V194H127ZM224 193H223V196H225ZM233 193H234V190H233ZM233 193H232V196H233ZM136 194H134V195H136ZM172 194H171V196H172ZM190 194H191V192H190ZM192 194H193V191H192ZM226 194H227V192H226ZM229 194L227 195L228 197H229ZM245 194L244 193L241 194L243 197H241V195L239 194L240 198H238V199L246 197L247 194L246 195ZM256 194H257V191H256ZM259 194L261 195L262 193H259ZM128 195H127L128 202L129 201L130 202L133 201L134 198H132L133 200L132 199L129 200L131 197L128 196ZM235 195L236 194H234V197H236ZM250 195H249V197H251ZM262 195H263L262 199L264 200V194H262ZM168 196H169V194H168ZM175 196H177V193H176ZM178 196L177 197L180 198L178 201L181 202V199H183L181 197L183 195H181V197H180V195H178ZM194 196L195 195L193 194V197ZM221 196H222V194H221ZM223 196H222V198H223ZM230 196H231V194H230ZM128 197H130V198H128ZM187 197L189 198V197H192V196H190L188 194V196H186L185 198H187ZM234 197H232V199ZM209 198H208V196L206 198L205 195H204V199H205L204 201H206V199H207V201H209L208 200ZM259 198H258V200H259ZM169 199H170V201H169ZM220 199L221 198L219 197V200ZM229 199L231 200V197ZM171 200H173V202L169 203V202H171ZM190 200L192 201V198ZM213 200H212V204H211V202L209 203V206L213 205V204L215 205V203H213ZM234 200H235V198H234ZM234 200L233 201L231 200V203L234 202V204H235L236 200L235 201ZM254 200H252V201H254ZM263 200H262V203H263ZM4 201L6 202V200H4ZM134 201H138V200H134ZM204 201H202V202H204ZM228 201L229 200L227 199L226 202H228ZM243 201H245V200H243ZM8 202H10V201H8ZM236 202L239 203V201H236ZM260 202L261 201H259V203L256 202L257 206L256 205L255 206L250 205V203H249V206L251 208L249 207L247 209L248 210L249 209L252 210V208L255 209V208H257L259 206L258 204H260L262 206L263 204H261ZM6 203L3 202L2 204H6ZM123 203H125V202H123ZM220 203H222V202H220ZM244 203L243 204L240 203V205H241L240 207H242L243 205H245V206L248 205V203L247 204H244ZM145 204H146V206H145ZM216 204H217V201H216ZM223 204L224 203H222L220 205L218 204L215 207L220 209L222 207L221 205H223ZM234 204L232 205V207L233 206H237V204H235V205ZM126 205H128V204H126ZM130 205L133 206L135 204L131 203ZM207 205H206V207H207ZM2 206H3V208H5L4 205H2ZM132 206H130V207H132ZM133 207L135 208V206H133ZM133 207L131 209H133ZM232 207H231L230 210H232L234 208L233 211H235L236 210L235 207H233V208ZM124 208L126 209V206ZM207 208H206V210H207ZM216 208H214V209H216ZM222 208L220 210L216 209L215 213L212 210H210L211 208L208 209V210H210V213L212 212L211 213L212 216L209 213V211L207 212L205 210L204 215H206V222H207V220H210V218L213 217V214H214V217L217 216V217L221 218V216H222L221 214H223V213L220 212V215L218 216L219 213L217 214V212L221 211ZM225 208H230V203H229V207H224V209ZM259 208H260V211L261 210L263 211V213L261 211L260 214H264L263 206L259 207ZM261 208H263V209H261ZM127 209H128V212H131V211H129V209H130L129 206H128ZM176 210H175V212H176ZM195 210H196V212H195ZM199 210L200 211H204V209L202 210V208L199 209ZM242 210L244 211V209H242ZM258 210L259 209L257 208L256 209L257 213H258ZM123 211H124V209H123ZM200 211H199V214H203ZM227 211H228V209H227ZM233 211H232V214L230 213L231 215H233V213H234ZM240 211L241 210L237 211V213H239ZM243 211H241V213ZM245 211H247V210H245ZM222 212H223V210H222ZM228 212H230V211H228ZM251 212L249 213V211H248V216L249 217H250L249 214H251ZM254 212H255V210H254ZM207 213L210 214L209 219H207L208 218L207 217V215H208ZM245 213H247V212H245ZM255 213L252 212L251 218L253 216H255ZM257 213H256V215H257ZM179 214H181V215L185 214L188 217V220H186V218H185V221H187L186 223H185V221L184 222L182 221V218H180V220L183 223H185V224L179 223V219H178ZM199 214L197 213V216L196 217L194 216V218H197L198 216H200ZM227 214L229 215V213H226V215ZM234 214H236V213H234ZM260 214L257 215L258 218H259ZM130 215L128 216L126 214L127 218L129 217V219H127V220L131 221L132 217H130ZM170 215L171 216L172 215L177 216V218L174 217V216H172L174 218H171ZM181 215H180V217H181ZM185 215H183V218H184ZM133 216H134L133 218H136L135 215H133ZM203 216H200V217L202 218ZM224 216H222V217L223 218L227 217V216L226 217H224ZM234 216L237 217V214L234 215ZM234 216L233 217L231 216V217L233 219H235L236 217L234 218ZM245 216L243 218H245ZM257 216H255V218ZM261 216H264V215H261ZM123 217H125V216H123ZM200 217H198V218H200ZM170 218L173 219V220L175 218H176L175 220L178 219L176 221L177 223H175V221L174 222L170 221ZM201 218H200V220H201ZM219 218H218V220H219ZM238 218H241V216L239 215V217H237V219H236V220H239V222H237V223H239L240 225L245 222V225L249 226L250 222L252 223V221H254L255 222L254 225L249 227L250 229L252 227L251 231H255L258 228H259V230L260 229L261 230L264 229V228L263 229L260 228L261 227L260 225H262V227H264L263 226L264 225L263 221L262 222H259V221L256 222L258 218H256V220H255L254 217L252 219L249 218L251 220V221L248 222L249 225H248V223L246 221L241 223L240 222L241 220L238 219ZM197 219H196V221H198ZM215 219H216V221H218L217 218H215ZM263 219H264V217L261 218V220H263ZM10 220H12V219H10ZM62 220H65V219H61V221ZM127 220L125 219L123 221V222L126 221L125 224H120V225L125 226L128 223ZM203 220H205V218ZM228 220H225V222L227 221L226 223L229 225L228 222L229 221L231 222L233 220H231V219L229 221ZM236 220H234V221H236ZM2 221L6 222L5 220H2ZM75 221H78V220H75ZM196 221H195V223H196ZM132 222H134V221H132ZM132 222H130V226H133L132 224H135V223H132ZM137 222L139 224V220ZM170 222L171 223L173 222V223L176 224V225L174 224V230L176 231V229H177L176 233H178L179 235H176L175 233L173 235L171 234V232H175V231H171V230H173V228H172L173 224L171 225ZM220 222L223 223L224 221L221 219L219 221V223ZM63 223H61V225L67 226L66 224H63ZM195 223H193L192 227H194ZM209 223H211V225L213 226L214 219L212 220V222L209 221ZM209 223L207 222L208 226H204V225L201 226V224H204L202 222L198 223V224H200L199 226H201L202 229H206V227L207 228L211 227V225H209ZM237 223L235 222V224H237ZM257 223H260V225L257 226ZM7 224H9V223H7ZM179 224L181 225V228L183 227L182 225H184V229L182 228L183 232H182V229L179 228L180 227ZM191 224H192V222H191ZM207 224H205V225H207ZM217 224L214 225V226H217ZM223 224H220L222 226L221 228L224 227L225 224L224 225ZM231 224H233V223H231ZM231 224L229 226H225V228L229 227L228 228L229 231H232L230 228H232L233 231H234V228L239 226V225L237 226V225H234V224L231 225ZM255 224H256V226H255ZM1 225H3V224H1ZM68 225H69V223H68ZM110 225H111V223H110ZM245 225H242V226H244V228L247 229L246 231L248 232L249 228L247 226L245 227ZM65 226L64 227H59L58 226L57 228L58 229L59 228H65L63 231H66L67 228ZM130 226L128 225L129 228H132ZM199 226L197 228V225H196V228H197L198 231L199 230L201 231L202 229H200ZM232 226H234V227H232ZM242 226H240V230H241ZM2 227L3 226H1V229H2ZM10 227L11 226H9V228ZM21 227H24L23 224H22ZM86 227H87V225H86ZM107 227H108V225H107ZM175 227H177V228H175ZM203 227H205V228H203ZM49 228H50V226H49ZM70 228L68 229L70 231L75 229V228H71V229ZM82 228H83V226H82ZM88 228H89V226H88ZM129 228L122 227V232H123V229L125 230V229H129ZM221 228L219 227L218 229H221ZM79 229H80V227H79ZM191 229L192 230H194V229L190 228V232L193 234L194 231L192 232ZM245 229H243V230L245 231ZM180 230H181V232L183 234L180 233ZM184 230H185V232H184ZM207 230L208 229H206V231ZM23 231H25V230H23ZM204 231H202V232H204ZM229 231H227V232H229ZM260 231H258L259 233L258 232L256 233V231L254 233L258 234L257 236L261 235V238H262L264 236L262 234H264V233L260 234ZM1 232H2V230H1ZM116 232H119V231L116 230ZM209 232L210 231L208 230V232L205 233L206 234L205 236H204V234H202L203 236H202L201 239H203V237L207 238V233H208V235H211L215 231H214V229H212L210 234H209ZM223 232H225V229H224ZM261 232H263V231H261ZM3 233H4V231H3ZM56 233H59V231H57ZM60 233H62V232H60ZM108 233L110 234V232H108ZM219 233H220V231H219ZM238 233L240 235L239 237L241 238L243 236V235H241L242 234V230L240 232H238ZM250 233H251V236H252V234H254L252 232H250ZM250 233L248 232L249 236H250ZM17 234H18V232H17ZM47 234H48V232H47ZM50 234H51V231H50ZM63 234H64V232H63ZM81 234H82V232H81ZM181 234H182V237H181ZM222 234L224 235V233H222ZM226 234L227 233H225L224 236H226ZM232 234H233V238H234V236H235L234 232ZM232 234H230V235H232ZM235 234L237 236L236 232H235ZM245 234H247V233L244 232V236H246ZM256 234H255V236H256ZM0 235H2V233ZM12 235H13V233H12ZM20 235L21 234H19L18 236H20ZM40 235H42V234H40ZM73 235H71V236H73ZM84 235H85V233H84ZM121 235H119L118 237L120 238ZM228 235H229V233H228ZM230 235L228 237H230ZM82 236H80V237L82 238ZM89 236H91V235H89ZM109 236H111V235H109ZM227 236H226V240H224V238H223V240L225 242L226 241L228 242V240H229L227 238ZM249 236L247 235L248 239H249ZM14 237H16V236L14 235ZM42 237H44V236H42ZM96 237H98V235ZM209 237L211 238V236H209ZM215 237H218V235L215 236ZM219 237L221 238L222 236H219ZM58 238L59 237L56 236V240ZM65 238H63V239H65ZM67 238H68V241H69V236ZM205 238H204V240L208 241V243H209V240L212 239V238L211 239L207 238V240H206ZM251 238H253V237H251ZM255 238L257 239V237H255ZM261 238H258V239H260V241H261ZM11 239H13V238H11ZM50 239H48L47 242H49ZM54 239L55 238H53V240ZM109 239H110V237H109ZM199 239H200V237L197 238V240H199ZM235 239H236V237L234 238V240ZM237 239L235 240V243H234L233 239H231V237H230V240L232 241L231 244L235 245L236 243H238ZM242 239L244 241L246 240L245 242L247 243L248 240L246 238L244 239L242 237ZM242 239H240L239 241H241ZM254 239L253 240L251 239L250 241H252V242L254 241L256 243L257 241L254 240ZM30 240H32V239H30ZM35 240H38V238H36ZM81 240L84 241L83 239H81ZM102 240H104V239H102ZM190 240H188L186 242H189ZM221 240L222 239H220V241ZM75 241H77V239H75ZM87 241L89 243V240H87ZM174 241H172V242H174ZM178 241L179 240H176L177 243L175 242V245H174L175 248H173L176 251H178L177 247L180 245V244H178ZM191 241L193 243V240H191ZM216 241L219 242L218 240H216ZM250 241L248 242V244H246L244 242H240V243L241 244L244 243L242 245H245V246L246 245L247 246L250 245L249 247H251V248H253L255 250V248L250 243ZM1 242H4V244H5L7 242V240H6V242H5V240L4 241L2 240ZM15 242H17V240ZM56 242H53V243L56 244ZM72 242H68V243H72ZM84 242H86V241H84ZM118 242H116V243H118ZM197 242H199V241H196V243ZM211 242H210L211 244L209 243L210 245L214 244L215 241L213 242L211 240ZM7 243H10V242H7ZM44 243H43V246L45 248ZM50 243H51V241H50ZM77 243H78V241H77ZM102 243H104V242H102ZM221 243L224 245L223 241ZM240 243H238L235 247H237ZM257 243L260 244L259 242H257ZM2 244H0V245L3 247ZM29 244H31V243H29ZM37 244H36V246H37ZM79 244H81V243H79ZM176 244L178 246H176ZM200 244L203 245L202 243H200ZM219 244L220 243H218V244L216 243L215 245H213V248L209 245L210 249L211 250L212 249L216 250V249H214V246L219 245ZM228 244H230V243L225 244L224 247H222V248L226 249V247H227L226 245H228ZM258 244H256V245H258ZM261 244L263 245L264 243L261 242ZM181 245H182V242H181ZM184 245H186V244H184ZM184 245H182V246H184ZM193 245H195V244L193 243ZM197 245H196V247L199 246V249H196V247L192 246V244L190 246L192 247L191 249H194V251L197 250V252L196 251L195 252L197 253L196 255L199 257L201 254L199 255L198 251L201 253L202 250L203 251H205V250L202 249L203 247L200 250L201 246L200 245L197 246ZM242 245H239L238 248L242 247ZM7 246L10 247L9 244H7ZM82 246H84V245H82ZM82 246H80V247L83 248ZM98 246H99V244H98ZM206 246H207V244H206ZM5 247H6V245H5ZM52 247H54V246L52 245ZM52 247H50V248H52ZM56 247L54 249H56ZM60 247H62V246H60ZM60 247L59 248L57 247L56 251L55 250H53V251L48 250L47 248H49V247L46 248L48 251H51V253L49 252L50 254H52L55 251L53 253V254H55L54 257H52L53 254H52V256H50L49 253H48L49 256L45 257V255H43L44 251L43 252L40 251L38 253L42 254L45 258L48 257V259H47L48 262L45 261L46 263L55 264V261H57V259H56L57 258L56 257L57 253L60 254L61 251L63 253V250H64V249L61 250ZM72 247H73V243H72ZM96 247H97V245H96ZM218 247H220V246H218ZM218 247L216 246L215 248L218 249ZM229 247H227V249L225 251L232 252V250H230V249L233 246H229ZM235 247H233V248L235 249ZM244 247H242V248H244ZM249 247H247V250H249V249L251 250V248H249ZM258 247H260V246L258 245ZM4 248H2V249H4ZM18 248H19V246L17 247V249ZM71 248L70 249L68 248L67 251L64 250V253H63L64 256H65V253L68 252V250H70L69 252H71V250H72ZM238 248L235 249V250H238V251L242 250V248H240V250ZM5 249L3 251H0V256H1L0 264H9V263H5V261H4V260H8V259L2 258V256L6 257V255L10 254V250H9L10 248L8 249V251L6 250L8 252V253L6 252L7 254L3 253L5 251ZM11 249H12L11 250V252H12L11 254H13V251L15 252V254L19 253V250H18V252H16L15 251L16 249L13 250L12 247H11ZM28 249H25V251L28 250ZM58 249H60L61 251L57 252V251H59ZM76 249H77V246H76ZM76 249L75 248L73 249V250H75V254L79 253L78 250H76ZM117 249H115V250H117ZM178 249H180V248L178 247ZM182 249L183 250L185 249V251L187 252L188 250H186V249H189V248L185 247V248H182ZM224 249H223V251H224ZM234 249H233V252H235ZM245 249H243V251H245ZM260 249H261V247H260ZM260 249H258V250H260ZM39 250H42V249L40 248ZM73 250H72V252L74 253ZM86 250L87 251L86 252L84 251V253L88 252L87 253L88 255H90L91 253L93 254V252H94V251L92 252L93 248L91 250V253H90V251H88V247H87ZM96 250H97V248H96ZM220 250L222 251L221 248L219 249V251ZM22 251L24 252V247H23ZM28 251H30V250H28ZM34 251L32 250L31 252H34ZM48 251H45V252L47 253ZM81 251H82V249H81ZM99 251H100V249H99ZM123 251H125V252H123ZM185 251H183V255L187 254V253H185ZM249 251H247V252H249ZM72 252L71 253H67L68 255L67 254L66 255L67 256L71 255L72 256V262H73V254H72ZM103 252L104 251L102 249V253ZM241 252L242 251H240V253ZM247 252H245V253H247ZM250 252H249V254H253L254 253V251H253V253H250ZM261 252H263V251L259 252L262 255ZM2 253L6 254V255H2ZM62 253H61V255H62ZM84 253H82L81 256H84L83 255ZM203 253L204 252H202V255H203ZM210 253H211V251H210ZM210 253H209V255H210ZM213 253H215V252H213ZM232 253H231L230 257H232L233 255L234 256L236 255V254H232ZM21 254L23 255V253H21ZM27 254H28V252H27ZM27 254H26V257H28ZM80 254H77V255L79 256ZM95 254H97V253H95ZM173 254L175 255L176 253H173ZM177 254H181V253H177ZM177 254L175 255V257L178 256ZM192 254H193V252L191 251V255ZM224 254L225 255L227 254L226 256H228V253H223V255ZM13 255L9 256V260H10V257H15V255L14 256ZM22 255H19V257H21ZM113 255H114V253H113ZM204 255H207V254H204ZM209 255H207V257ZM217 255H218V253H217ZM219 255H221V254H219ZM245 255H248V254H244L243 257ZM16 256H17V259H18V254ZM23 256H22V259H21V263H22V260H24V262H26V264H27V260L28 259L27 258H26V260H25V258L23 259ZM91 256L92 255H90L89 258H91ZM93 256H95V255H93ZM93 256H92V258H93ZM184 256H186V255H184ZM193 256L195 257V255H193ZM213 256H215V255H213ZM76 257L77 256L74 255V259ZM84 257H86L85 259L83 258L84 260H86L88 258V256L86 254H85ZM187 257H189V256L187 255ZM235 257H234V259H235ZM243 257L241 259H243ZM246 257L247 256L244 257V260L247 259ZM263 257H262V262L264 263ZM40 258H42V257H40ZM45 258L43 260H41V261H44ZM59 258H61L60 255H59ZM65 258L67 259L66 256H65ZM65 258H63V259L65 261L64 263L66 264L67 262H66ZM69 258L71 260V257H68V260H69ZM116 258H114V259H116ZM178 258H179V260H182V255H181V258L179 256H178ZM53 259H55V260H53ZM81 259L82 258L80 257L79 260H81ZM256 259H257V257H256ZM90 260H92V259H90ZM96 260H95V262H96ZM229 260H230V258H229ZM244 260H243V263H245ZM41 261H40V263L43 264V262H41ZM59 261H60V259H59ZM59 261H58V263L62 264V262H59ZM74 261H76V260H74ZM198 261H199V259H198ZM251 261H252V259H251ZM72 262L70 261L67 264H72ZM82 262H83V260H82ZM82 262H80V264ZM97 262H99V261H97ZM247 262L245 264H249V262L248 263ZM15 263H17V262H15ZM21 263H19V264H21ZM46 263H44V264H46ZM84 263H85V261H84ZM174 263H175V260L174 261L171 260V264H174ZM178 263H179V261H178ZM241 263H242V261L239 264H241ZM259 263H260V261H259ZM75 264H76V262H75ZM77 264H78V261H77ZM90 264H93V262L90 263ZM197 264H199V263H197Z\"/></svg>", "mask_w": 264, "mask_h": 264}]
</instances>
